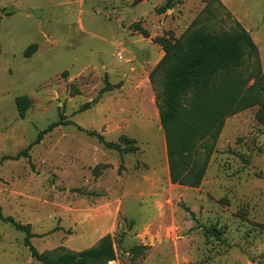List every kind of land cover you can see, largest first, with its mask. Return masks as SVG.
<instances>
[{
  "label": "rangeland",
  "instance_id": "374dc122",
  "mask_svg": "<svg viewBox=\"0 0 264 264\" xmlns=\"http://www.w3.org/2000/svg\"><path fill=\"white\" fill-rule=\"evenodd\" d=\"M165 1L0 0V159L23 151L59 115L107 142L125 137L138 147L121 157L63 126L28 158L2 163L1 215L31 226L37 252H81L109 235L112 264H264L259 107L225 120L198 188L173 185L148 81L163 57L153 40L177 39L196 20V28L210 32L238 23L257 48L264 82V0H173L158 15ZM208 4L211 14L204 12ZM105 80L120 87L102 92ZM254 85L250 79L246 89ZM19 97L31 101L23 119ZM23 239L0 222V264H39ZM135 246L147 249L133 260Z\"/></svg>",
  "mask_w": 264,
  "mask_h": 264
},
{
  "label": "trees",
  "instance_id": "16d2710c",
  "mask_svg": "<svg viewBox=\"0 0 264 264\" xmlns=\"http://www.w3.org/2000/svg\"><path fill=\"white\" fill-rule=\"evenodd\" d=\"M173 6V0H166L156 13L164 14ZM209 7L210 4L204 10L207 14H211ZM197 23L195 20L177 39L163 36L153 40L161 48L163 57L148 76L164 136L169 181L173 185L189 188L201 185L227 118L255 107H259L258 119L264 115V82L260 76L258 51L249 34L238 23L229 32H210L202 27L196 28ZM136 27L143 38L149 37L146 30L139 29L138 24ZM34 49L35 46H32L31 51ZM246 62L250 67L245 68ZM250 79H255V85L246 89ZM119 87L120 84L110 86L105 80L102 92ZM15 105L19 118L23 119L31 101L27 97H19ZM85 109L87 105L79 112ZM63 126L76 127L94 137L106 150L114 151L121 157L138 151L134 140L121 137L118 143L107 142L102 135L85 132L59 115L58 121L41 131L23 151L15 156L2 157L0 166L5 161L28 158L31 148L38 145L44 136ZM185 211L195 221L194 214L189 209ZM0 222L24 234L23 246L30 258L39 264H112L116 259L109 235L101 238L94 247L81 252L59 248L39 253L30 243L34 237L30 225L4 218L1 210ZM204 229L206 233L217 236L214 228ZM145 249L142 246L133 247L130 250L132 259H137Z\"/></svg>",
  "mask_w": 264,
  "mask_h": 264
},
{
  "label": "crops",
  "instance_id": "0c3cea01",
  "mask_svg": "<svg viewBox=\"0 0 264 264\" xmlns=\"http://www.w3.org/2000/svg\"><path fill=\"white\" fill-rule=\"evenodd\" d=\"M101 238L98 239V241L100 240ZM97 244V243H96Z\"/></svg>",
  "mask_w": 264,
  "mask_h": 264
},
{
  "label": "built area",
  "instance_id": "2783aa9c",
  "mask_svg": "<svg viewBox=\"0 0 264 264\" xmlns=\"http://www.w3.org/2000/svg\"><path fill=\"white\" fill-rule=\"evenodd\" d=\"M119 59H121V57L119 56Z\"/></svg>",
  "mask_w": 264,
  "mask_h": 264
}]
</instances>
